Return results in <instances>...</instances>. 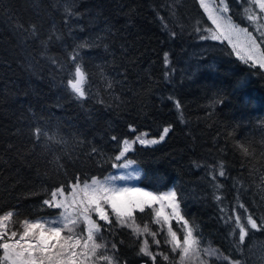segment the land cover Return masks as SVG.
I'll list each match as a JSON object with an SVG mask.
<instances>
[{"label":"trees","instance_id":"16d2710c","mask_svg":"<svg viewBox=\"0 0 264 264\" xmlns=\"http://www.w3.org/2000/svg\"><path fill=\"white\" fill-rule=\"evenodd\" d=\"M170 2L0 0V213L18 210L14 220L21 222L57 213L40 208L46 189L69 188L74 177L107 176L124 139L155 138L168 127L163 141L126 154L140 169L138 185L156 193L173 188L204 241L249 264L246 240L264 241V231L250 233L236 251L221 216L244 203L264 217V72L237 59L223 41L199 38L208 33L196 29L211 25L197 0H175L171 8ZM243 2L230 0L228 16L260 37ZM66 9L78 16L67 17ZM33 24L37 37L25 38L18 25ZM85 40L93 44L81 50L89 95L76 100L64 86L70 53ZM37 126L47 133L39 140ZM134 215L159 232V248L149 240L152 249L170 252L150 209ZM102 232L117 242L125 264H151L137 256L140 239L128 228L114 223L111 233Z\"/></svg>","mask_w":264,"mask_h":264},{"label":"snow or ice","instance_id":"6c2138e0","mask_svg":"<svg viewBox=\"0 0 264 264\" xmlns=\"http://www.w3.org/2000/svg\"><path fill=\"white\" fill-rule=\"evenodd\" d=\"M253 3L258 5L261 15L264 16V0H253ZM199 4L214 26L207 29L198 27L197 32L208 33L200 35L199 38L221 42L226 40L241 60L245 63L251 62L252 67L258 65L259 69H264V51L261 50L260 43H257L260 37L253 36L247 27L240 28L227 16V13L231 11L230 0H219L218 4L213 3L211 6L206 3V0H199ZM66 12L67 17L78 16V13L74 11L66 9ZM257 19L256 15L247 16L250 24ZM18 29L23 30L26 34L25 38H36L38 35L34 24L28 29L18 25ZM242 34L243 39H241ZM172 35L175 36V33ZM57 39L60 37L58 36ZM42 43L46 46V42L42 41ZM261 43H264V40H261ZM92 46V43L85 40L70 53L69 78L64 87L66 91L70 89V94L76 100H84L89 95L85 88L88 84V73L83 64L81 50ZM168 63V55L165 53L166 66ZM60 67L63 68L62 65ZM108 86L111 87V83ZM169 130L165 127L159 139H145L137 136L136 141L140 145L157 144L165 139ZM46 135L43 128L35 127L34 136L37 140ZM111 139L117 141L119 145L120 141L116 136ZM136 141H123L119 155H116L111 163L112 168H128L135 163L133 159H127L125 163L115 161L125 159L131 144ZM242 150L247 154V148ZM92 152L98 154L96 148H93ZM219 176H226L223 165L220 166ZM89 179L91 183H88ZM139 179L138 172L134 175L108 176L103 181L95 176H85L83 179L74 177L70 189L65 183L45 190L46 198L42 200L40 208L44 209L47 206V208L58 210V214L49 213L48 216L28 217L21 222L14 220V217L19 216L18 210L3 211L0 213V253H2L0 264H125L119 256L117 242L106 240L102 229L111 233L114 223L118 222L121 226L133 228L138 238L142 235L151 236L152 244L159 248L161 241L156 239L159 232L150 230L149 225L141 228L136 224L134 215L137 212L145 213L146 209H154L157 204L160 207L154 209L155 222L162 226L168 225L167 232L171 239L164 237V243L171 246L170 252L154 251L149 241L144 239L139 246L137 256L147 257L151 264H161V261L177 264V255L179 264H242L241 260L233 258L232 255H224L210 243L205 244L202 233L185 218L186 213L182 215L181 203L177 200L175 191L156 194L155 191H146L142 187L120 186L116 183V181ZM213 179L215 180L216 177L213 176ZM222 187V185H216L217 190ZM215 198L218 201L221 199L218 195ZM165 207L171 209V212L166 213ZM236 207L243 209V213L236 214ZM221 212H224L223 208ZM232 212V215L222 214L221 219L229 226V235L236 237L233 241L236 251H243L242 246L250 233L264 231V217H256L244 203H238ZM112 216L115 217V221ZM172 219L180 223L177 230H173ZM178 231L182 239L178 238ZM145 264L148 262L145 261Z\"/></svg>","mask_w":264,"mask_h":264},{"label":"rangeland","instance_id":"374dc122","mask_svg":"<svg viewBox=\"0 0 264 264\" xmlns=\"http://www.w3.org/2000/svg\"><path fill=\"white\" fill-rule=\"evenodd\" d=\"M174 1L175 0H172V2H170L171 3L170 6H169L170 8H171V5L174 3ZM243 1L244 2L242 4V10L245 12L246 19H247L248 15H256L258 17L257 21L251 23L250 25L252 26V29L255 31V33L258 36H260L261 40H264V35H262V33H264V16L261 15L258 5L254 4L253 0H243ZM197 2H198V5H199L202 13L204 14L206 19L208 20L207 14L204 12V9L199 4V0H197ZM206 3H208L211 6L213 3H217L218 4L219 0H206ZM227 16H228V13H227ZM208 22L210 23L211 27L214 28V26L211 24V21L208 20ZM239 27L240 28H244V27H241V26H239ZM241 39H243V34L241 36ZM223 42L229 46V48L231 49L233 55L237 59H239L240 61L244 62V60H241L240 57L237 56L236 51L233 50L232 46L226 40H224ZM248 64L251 65V62H249ZM257 67H258V65H257ZM261 70L264 72V69H261ZM162 134H163V130L159 134V136L162 135ZM137 136H139L141 138H145V139H159V136L155 137V138H148L142 133V134L134 135L133 137L128 138V139H124V140L136 141V137ZM123 141L121 142L120 149L123 147ZM134 145L150 147V146H154L156 144H153V145H140L139 142L136 141L135 143L131 144L130 150L133 148ZM117 155H119V152H118ZM126 160H127V158L122 159L121 161H117V163H125ZM137 172L140 173V169L137 167V165L135 163H133L128 168H119V169L114 168L111 173H109L107 176H104L102 178H98V180L103 181L104 178L108 177V176H120V175H128V174H133L134 175ZM138 181L139 180L116 181V183H117V185H120V186L127 185L129 187H141V186L138 185ZM88 183H91V180H89ZM70 188H71V185L69 186V189ZM145 190L148 191L147 189H145ZM169 191H174V190H173V188H169V189L165 190L164 192H169ZM161 193H163V192H161ZM156 194H160V193H156ZM159 207H160V205L157 204V205L154 206V209H159ZM154 209H150L151 214H152L153 224L156 225L157 228H160L163 231L165 237L167 236L168 239H171L170 235L167 232L168 225L165 224V225L162 226L161 224H157L155 222L156 221V217H155ZM59 211H62V210H59ZM165 211H166V213H170L171 209L165 207ZM57 214H58V210H57ZM112 218L115 221V217L112 216ZM116 223L118 225H120L118 222H116ZM136 224L139 225L141 228L145 225V224H138L137 222H136ZM172 224H174L176 229H178L180 227V223H178L176 221V219H172L171 225ZM123 227L128 228L134 234L133 228H130V227H127V226H123ZM150 230H152V229L150 228ZM178 233H180V232L178 231ZM180 235H181V233H180ZM135 237H137V236L135 235ZM139 239H140V245H141V243H142V241L144 239H147L148 241L150 240L152 242V237L148 236V235H142V236L139 237ZM181 239H182V237H181ZM205 244H209V243L205 242ZM169 247H171V246L169 245ZM0 254H2V253H0ZM246 254H247V258H248L249 264H264V241L255 240V239H252V238L246 240ZM177 263L179 264V256L178 255H177Z\"/></svg>","mask_w":264,"mask_h":264}]
</instances>
